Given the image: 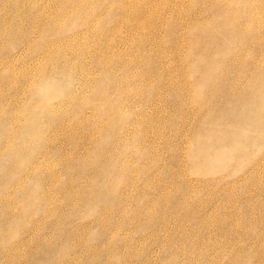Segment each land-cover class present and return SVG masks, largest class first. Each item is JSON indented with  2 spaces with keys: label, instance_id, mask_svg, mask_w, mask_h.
Segmentation results:
<instances>
[{
  "label": "rangeland",
  "instance_id": "374dc122",
  "mask_svg": "<svg viewBox=\"0 0 264 264\" xmlns=\"http://www.w3.org/2000/svg\"><path fill=\"white\" fill-rule=\"evenodd\" d=\"M0 264H264V0H0Z\"/></svg>",
  "mask_w": 264,
  "mask_h": 264
},
{
  "label": "bare ground",
  "instance_id": "6f19581e",
  "mask_svg": "<svg viewBox=\"0 0 264 264\" xmlns=\"http://www.w3.org/2000/svg\"><path fill=\"white\" fill-rule=\"evenodd\" d=\"M183 253V252H182Z\"/></svg>",
  "mask_w": 264,
  "mask_h": 264
}]
</instances>
